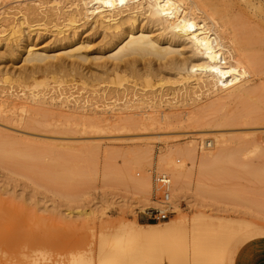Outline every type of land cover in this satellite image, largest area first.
I'll return each mask as SVG.
<instances>
[{
    "label": "rangeland",
    "instance_id": "obj_1",
    "mask_svg": "<svg viewBox=\"0 0 264 264\" xmlns=\"http://www.w3.org/2000/svg\"><path fill=\"white\" fill-rule=\"evenodd\" d=\"M46 1L51 3V6L55 1L56 5L59 2L0 0V14L5 11H19V7L24 8L27 4L40 6L44 4L41 2ZM64 1L63 3H67L68 0ZM91 1L104 3L106 0L86 2L93 4ZM119 1H124L121 10L127 11L126 9L131 7L130 9L139 12L142 10L139 5L145 0ZM185 2H191L192 19L196 30L194 38L186 36L181 39L180 53H177L176 61L172 62L175 65L149 55L136 63L140 69L139 73L121 71L118 74L121 78L118 79L115 75L111 77L97 75L99 72H96V66L103 60H95V55L91 54L92 60L81 63V69L87 78L80 79V74L72 71V66L77 63L74 64L72 57H66L65 51L59 50L55 52L57 57L52 59L53 63L63 60L70 74L65 77L67 81L62 83L64 95L60 97L59 84L52 79L54 75L45 78L38 73L35 74L38 77L37 81H48L51 89L55 87L48 93L47 103L44 104L16 98L13 95L18 92L25 97V92L30 93L33 89L34 79L28 76L29 73L26 75L31 64L25 62L19 55L7 54V45L2 39L0 149H11L13 151L11 155L17 154L18 159L21 157L20 152L30 151L37 159L30 167L11 160H0V264H101L99 262L101 240L110 237V233L115 231L120 220L136 219L141 224L166 225L176 220L179 215H184L187 216V226L190 227L193 216L200 212L214 215L211 218L216 221L224 219L244 222L245 227L239 229V236L229 247L228 256L231 259H227L226 264H264V154L254 148L248 147L249 151L245 149L235 155L239 162H236L235 166L231 163L232 171L235 172L231 187L235 195L225 205L216 206L208 196L207 199L203 198L205 195L197 200L193 199L194 176L192 178L190 176L186 179V186L190 184L191 186L186 188L180 199V212H176L172 206L173 214L165 221L153 222L147 218L148 209L159 206L162 195L156 188L155 176L162 174L157 160L163 150L172 147L168 151L174 154L175 162L181 164L184 158L179 151L186 153L192 148L198 155L208 149L211 150L214 144L207 148V142L214 141L212 137L216 135L220 134V137L246 135L250 138L264 135V123L255 121L257 116H264V0H185ZM45 5H41L42 9ZM52 8L57 10L54 6L45 7L46 11L51 13ZM129 10L122 15L127 14ZM55 11L53 13L56 14ZM146 15H143L145 20H158L155 16L147 18ZM143 17L140 16L136 24H140L144 20ZM83 22L87 24L80 30L79 35L81 39L89 42L83 51L98 52L99 50L95 48L100 47L103 42L102 30L93 19ZM152 28L154 33L164 29L170 30L166 24L154 25ZM30 37L37 47L49 49L54 48L61 36L51 29H46L40 33H32ZM16 50L19 51V47H16ZM1 53L4 54L3 58ZM148 64L152 67L151 72L144 71ZM61 74L64 73H57ZM111 80L116 82L113 83ZM186 87L197 91L196 94L200 98L193 93L195 94L193 99L190 98L189 101L188 98V102L183 100L182 103L181 93L185 92L183 95L186 96ZM162 91L164 96L160 95ZM173 91L176 95L180 93V97L176 96L179 100L175 99ZM51 96L55 97L53 101L49 99ZM139 99L146 101L157 99L159 102L170 100L169 103H174L175 106L163 102L160 104L161 108L159 105L151 107ZM20 104L25 105L26 113L22 112ZM125 104L130 105V108L124 107ZM162 111H175L171 114L178 122L181 120V123L176 121L172 125L159 123L150 125L152 122L146 121L143 122L146 125L144 126L138 118L146 114L158 117ZM191 112L194 114H190ZM92 113L100 114L97 116L104 119L102 124L105 122L108 128L103 124V128H100L103 131L98 129L95 131L98 133H95V129L85 127L86 125L82 123ZM107 113L109 117L113 114L118 118L108 119ZM138 113L142 115H137ZM217 114L237 119L232 125L217 128L214 123L216 129L211 123H201L205 118L210 119ZM82 115L84 116L81 120ZM28 118L34 126L27 125ZM45 118L48 119V125L57 127L40 125L42 124L40 122L46 123ZM105 119H111L113 122ZM115 120L129 121V125L131 123L134 127L121 129L119 126L115 127V131L114 127L108 126L110 123L114 125ZM193 123L199 125L196 130L191 127ZM200 123L203 125L200 126ZM212 128L214 129L212 132L209 130L210 134L202 131ZM148 149L152 150V160L146 154ZM147 173L150 174L152 181L149 198L152 202L158 203L140 208L134 204L133 197L131 198L128 181L131 176L143 178ZM167 175L171 178L169 174ZM103 233L108 236L104 237ZM157 264L192 263L184 261L168 263L164 260Z\"/></svg>",
    "mask_w": 264,
    "mask_h": 264
},
{
    "label": "bare ground",
    "instance_id": "obj_2",
    "mask_svg": "<svg viewBox=\"0 0 264 264\" xmlns=\"http://www.w3.org/2000/svg\"><path fill=\"white\" fill-rule=\"evenodd\" d=\"M50 1L51 0H48V2ZM58 1L60 2V0ZM81 1L83 0H78V1L68 0L66 1L67 3H63L62 0L61 1L62 5L59 2L57 3V5L60 6L56 5L55 2L57 1L55 2L52 1V3L54 2L53 4H55L56 6L53 4L51 6V3H47V1L41 2L44 3L41 4L42 6L45 5V3H47L48 8H51L53 6L56 7L57 8V10L55 9L56 11L53 8H52L53 10L51 9L52 13L46 11L47 8L45 9V7L47 5L44 6V9H42L41 5L35 6V4L34 5L27 4V6H25L24 8L21 7L22 9L16 6V8L20 9L19 11L16 10L15 12H13L10 9V11L12 12L5 11L0 14L1 16L0 42L2 41V39L6 42L7 54L19 55L25 62L31 64V67L29 71L26 73V75L29 73L28 76L34 79L33 89L30 90V93L25 92V97L19 95L18 92L16 94L13 91V93H15L16 95L11 92L14 96H16V98H24L25 100H30L32 102L42 103V104L47 103L46 97L53 88L55 89V87L51 89L50 83L48 81H37L38 77H36L35 75L37 73L45 78L49 77L51 74L54 75L52 79L55 83L59 84L58 86L59 89L61 90L59 97L61 95H64L62 90V83H65L67 81L65 77L68 76L70 73L67 71L68 66L63 60H61L58 63H53L52 59L57 57L55 52L59 50L65 51L66 57L67 56L72 57L74 59L73 60L74 64L77 63V65L72 66V71L79 73L80 79L87 78L86 74L83 73L84 70L81 69V63L92 60L90 58L91 54L95 55L94 57L95 60H103L101 64L99 63L96 66L97 71L96 70L95 71L99 72V74L97 75L99 76L108 75L109 77L115 75L116 78L120 79L121 75L118 74L121 71H125V72L129 71L130 73L133 74L139 73L140 69H138L136 63L139 61V59L144 58L145 56H149V55L154 56L156 59L167 60L171 64L175 65L172 62L176 61L175 57L177 53L178 54L180 53L179 46L181 45L180 43H182L181 39H183L186 36L189 38H194L195 35L196 26L192 19L191 2L186 3L185 0L183 1L182 0H145L143 3L141 2L139 5V7H142L141 11L140 10L139 12L135 11L133 10V8L130 9L131 8L130 7L129 8L130 10L126 9L127 11L129 10V12L125 15L122 14H124V12L127 11L121 10V6L124 4L123 3L124 1L120 2L119 0H106L104 3L101 2L95 3L91 1L93 2V4L92 3L89 4L90 0L88 3L86 2L88 0L86 1L84 0V2ZM79 2L83 4H80ZM53 11H55L56 14L53 13ZM143 15H146L147 18L150 16L151 17L155 16L156 18H158V20H153V19L145 20ZM140 16H142L144 20L140 24H136L139 21ZM56 17L59 21H57V19H55L56 21L53 19ZM88 19L89 20L93 19V22L98 23L100 29L102 30V34L104 37L103 42L100 45V47L95 48L96 50L97 49L99 50L98 52L88 53L86 51H83L84 48L88 47L89 42L81 39L79 32L87 24L86 22L82 23V21L83 20L87 21ZM161 24L163 25L166 24L167 28H170V30L165 31V29L164 30L162 29L163 31L159 33H154L152 27L154 25L161 26ZM46 29L49 30L51 29L52 32L54 31L59 36H61L56 42L54 48L48 49L46 47H37V44L34 42L33 39H31L32 37H30L32 36V33H40L41 30H46ZM9 41H12V43H9ZM16 47H19V51L16 50ZM1 54L3 58L4 54L3 53ZM144 71L151 72L152 67L148 64V66L144 67ZM58 72L64 74L57 75ZM111 81L113 83L116 82L114 80ZM189 89L187 87L185 89L187 91L186 96L183 95L185 92H183V94L181 93L182 95V98L180 100L181 102L183 100L187 101L188 98L189 101L190 98L193 99V96L196 94L197 91L194 90L192 91ZM57 91L59 92V90ZM180 91L181 90H179V92ZM163 93L164 91H162V93L160 92V95L162 96ZM178 95L180 97V93L177 95L176 92L174 93L175 99L176 96ZM196 95H197L196 97L199 96L198 94ZM49 99L50 100L52 99L53 101L55 97L51 96ZM139 100L146 102L151 107L152 106L156 107L159 105L158 106L159 108H161L160 104L164 102L163 100L162 101L160 100L159 102L157 99L155 101L153 100L146 101L143 99H139ZM165 101H167L168 103L170 102V100H165ZM196 101H198L197 98ZM167 102L164 103L168 104ZM178 102L176 103V105L178 104ZM169 104L175 106L174 103H169ZM21 105L22 104H20V107H22L21 108L22 112L26 113L27 110L25 109V105L22 106ZM37 105H41V104H37ZM127 106L126 104L124 105V107ZM128 107L130 108V105ZM103 112H105V109ZM111 112L113 113V111ZM171 112L175 113V111H167V112L162 111V113L158 117L157 115L154 116V115L146 114V116H140L138 118H140L142 123L143 122L145 123L146 121L152 122L150 123V125L151 124L154 125L153 123L155 124L159 123L160 125H170V124L172 125L174 122L176 123L178 119H176L171 114ZM115 114L117 113L115 112ZM190 114H192V112ZM40 115L43 116L42 114ZM84 115L80 117L81 120ZM93 115L94 114L92 113L91 115L92 117L90 116L91 117L90 118L88 116L89 118L86 120L84 118L85 121L82 124L86 125L85 127L89 126L95 129L94 132L97 131L98 129L100 131L101 130L100 128L103 126V124L105 125V122L102 124L104 119L103 118L101 119V117L97 116L100 114L94 115V117ZM137 115H142V113H138ZM110 116L111 117H109V115L107 116L108 119L118 118V117H114L113 114ZM248 117L249 116H247V118ZM47 118H45L46 123H43L44 121L40 122L41 120L38 121L42 123L40 125L42 126L43 124L45 126L46 124L48 125L49 122H47L48 120ZM34 119L36 120V118ZM190 119H191V115H190ZM236 119L237 117L236 118L232 116L228 117V115L222 116L217 114L213 117H210V119L205 118V120H202L201 123L203 124L211 123V125L213 124V126L215 123L217 125L216 126L217 128L218 126L232 125L234 122H236ZM253 120L254 119H252V121ZM124 121L125 120L123 121L118 120V122H116L115 120L113 123L114 125H111L110 123L108 124V126L111 128L114 127L113 128L114 130L115 127H119V126H121V129L122 128L125 129L124 127L133 126L131 125V123L129 125V121H126L128 124ZM255 121L264 123V116H257L255 118ZM26 122L27 125L29 126L33 125L32 121L29 118ZM110 122H113V120ZM179 122L181 123V120H179ZM179 122L177 121V123ZM132 123L134 122L132 121ZM194 123L193 126L191 125V127L196 130L199 127V125L198 123H196L197 125ZM203 124H201L200 126H202ZM51 125L52 124L48 125V127ZM144 126L146 125L144 124ZM106 127L107 126L105 125V128ZM214 128L208 130H202V131L209 132L210 134V131L212 132ZM102 131L103 130H101V132ZM219 135L212 137L214 138V141L207 142V148L208 146H212L213 144H214V148H212L211 150L208 149L206 151H204L205 150L204 149L203 150L204 152H202L201 154L197 155L195 153L196 151H194L192 148L187 150L186 153H184L183 151H179L180 155L183 156L184 158L183 163L181 164H177L173 156L174 154L168 151L169 149H172V147L163 150L162 154L159 156L157 160V165L159 171L162 173L161 175L168 176L167 174H169L171 176V178L168 176L172 181L171 182L172 188L170 190L169 201H170V205L174 207L176 212H180L181 210L179 205L180 199L182 195H184V192H186V188L188 186H191V184L186 186L187 183L186 179H188L190 176L191 178L192 176H194L195 188H193L192 190L193 199L197 200L198 198H202L205 195L203 198L206 197L207 199L209 197V199H212V201H214L216 206L221 207L225 205L227 201L233 199V196L235 195V193L233 192L234 189H232L231 187L235 174V172L233 173L232 171L231 163L234 166L236 162L239 163L235 155L239 152H243L248 147L250 149L254 148V150L261 151L264 154V135L255 136L253 138H250V136L248 137L246 135L232 136V137H227L223 135H221L220 137ZM191 145H193V143ZM1 149H0L1 161L11 160V161L19 162V164L25 165V167H30L31 164H33L34 161L37 159V156L33 155V153H31L30 151L20 152L19 156L21 157L20 159H18L16 157L17 154L15 155L13 154L14 156L11 155L13 153L11 149H6V150H1ZM151 151L152 150L148 149L146 153L148 154L150 160H152L153 157ZM136 154L134 155L135 157L137 156ZM128 182L131 191V198L133 197L132 199L134 200V204H136L138 207L143 208L151 203H153V205H156L158 203L155 201L152 202L149 198L152 192V181L149 173H147V175L144 176L143 178H137L136 176H131ZM230 202H232V200ZM213 216L203 212L196 213L192 218V223L190 227L187 226V222H186L187 216L184 215H179L176 218V220L169 222L166 225L141 224L136 219H133L131 221L122 219L120 220L119 225L115 228V231L110 233L109 238L107 237L108 236L107 234H109L108 232L107 234L103 233V236L107 237V239L105 238L104 240H101L102 242L100 243V247H99V255H100L99 262L101 264H145L149 262L151 264L152 263L157 264L159 262H163L164 260L165 261L167 260L168 263L169 262L176 263L178 261H182V262L184 261L187 263L191 262L192 264H226L225 263L226 260L230 258L228 256L229 247L233 243L234 239H236L239 236L238 233L239 229L245 227L244 226L245 224L243 225L244 222L239 223L237 221L238 222L237 223L224 219L222 220L220 219L219 221H216V219L213 220V218H211ZM251 229L253 230V228ZM258 229L260 228L258 227ZM257 230L256 232H258ZM261 230H262V226H261ZM240 239L242 238L240 237ZM234 250L235 249H233V251Z\"/></svg>",
    "mask_w": 264,
    "mask_h": 264
},
{
    "label": "built area",
    "instance_id": "obj_3",
    "mask_svg": "<svg viewBox=\"0 0 264 264\" xmlns=\"http://www.w3.org/2000/svg\"><path fill=\"white\" fill-rule=\"evenodd\" d=\"M155 182L157 184V189L161 191L162 195L159 199V206L152 207L148 209L147 218L150 221L158 222L165 221L171 217L173 211L171 210L172 205H170V190H171V180L168 176L157 175L155 176Z\"/></svg>",
    "mask_w": 264,
    "mask_h": 264
}]
</instances>
